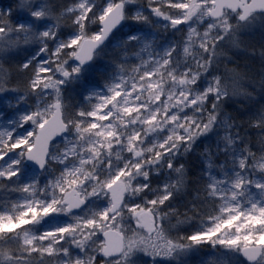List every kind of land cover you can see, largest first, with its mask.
Wrapping results in <instances>:
<instances>
[{
  "label": "snow or ice",
  "instance_id": "obj_1",
  "mask_svg": "<svg viewBox=\"0 0 264 264\" xmlns=\"http://www.w3.org/2000/svg\"><path fill=\"white\" fill-rule=\"evenodd\" d=\"M44 17L50 23L35 27ZM153 18L182 38L160 49L129 35L106 90L89 91L81 103L66 99V83L122 21ZM65 24L73 34L61 39ZM257 25L264 36V0H106L99 8L94 0L59 7L14 0L0 7V116L16 114L0 124V188L21 194L0 210V264H143V256L160 264L197 246L208 247L200 264H264V105L247 120L223 108L226 98L264 91V75L257 83L227 63L216 71L230 55L225 45L245 48L243 32ZM26 44L37 46L34 55L18 56ZM21 103L30 106L20 111ZM242 124L256 130L254 138ZM218 126L225 130L216 151L227 159L216 164L205 148L206 169L191 184L180 157ZM27 161L53 174L43 184L20 182ZM161 169L156 184L152 173ZM53 213L71 219L34 230ZM193 220L201 226L181 229Z\"/></svg>",
  "mask_w": 264,
  "mask_h": 264
},
{
  "label": "trees",
  "instance_id": "obj_2",
  "mask_svg": "<svg viewBox=\"0 0 264 264\" xmlns=\"http://www.w3.org/2000/svg\"><path fill=\"white\" fill-rule=\"evenodd\" d=\"M48 2H53L59 7L61 4L66 3L67 0H48ZM135 5L137 8L142 6L141 4ZM145 11H147V9H145ZM156 19L157 18H153L152 24L141 23L135 20L132 22L131 19H128V21H126L109 37L107 41H105L101 49L98 51L94 61L83 66L81 73L78 74L77 80H72L64 86L66 99L74 104L81 103L87 96L88 90L93 87L105 86L106 81L112 79L116 75V65L113 63V60L120 58L123 50L120 46L123 45L129 35L139 31L138 29H142L144 25L153 28ZM127 25L130 26V29L125 30ZM244 37L246 47L231 51L230 55L224 59L229 65H236L238 68L244 70L246 76L249 77L250 80H255L258 83L259 78L264 75V56L261 54V49L264 48V36H262L260 28L256 27L251 34L247 36L244 35ZM128 47L133 49L135 47V42H129ZM253 48L256 49L255 53L248 50ZM23 55L24 54H18V56ZM218 69L220 72L225 71L220 67H218ZM246 86L249 89L256 90V84H253L250 81L246 83ZM261 105H264V91L257 90V95L255 97L247 94H239L226 98L223 108L227 116L240 120H247L250 115L257 113L260 110ZM224 130L223 126L213 128L208 133L199 137L194 143L192 149L189 150L186 155L180 157V162L186 164L188 174L192 178L190 180L191 184H195L197 177H199L202 171L206 169L205 155L203 154L205 148L212 149L216 164L225 163L227 159L226 154L223 151H216L218 144L223 148L222 137L224 135ZM241 130L245 132L246 135L253 138L255 137V129L247 128L246 125L242 124ZM217 171L221 172L223 170L217 169ZM188 194H193L191 189ZM20 195L21 194L10 191L7 188H0V210L6 207L9 200L18 199ZM184 199H186V197H180L181 201ZM200 226L201 225L198 221L193 220L180 227L184 231H191ZM207 255L208 247L197 246L186 256L181 258V261L166 264H200ZM148 260L150 259H143V264H147ZM160 264L163 263L160 261Z\"/></svg>",
  "mask_w": 264,
  "mask_h": 264
},
{
  "label": "rangeland",
  "instance_id": "obj_3",
  "mask_svg": "<svg viewBox=\"0 0 264 264\" xmlns=\"http://www.w3.org/2000/svg\"><path fill=\"white\" fill-rule=\"evenodd\" d=\"M40 2L41 3H48V0H40ZM94 2L96 3L97 7L99 8V7H102L104 3H106V0H94ZM13 3H14V0H0V7L7 8V7L11 6ZM131 7L133 8V10H135L137 8L136 5H131ZM34 20H35V18H32V19L27 20L25 22L26 23H33ZM126 21H128V20L123 21V24ZM132 22H134V20H132ZM47 23H50L49 18L44 17V18H41L40 21L35 22L34 26L39 29V28L43 27L44 25H46ZM164 23H166V22L157 18L156 23H155L153 28L144 25L145 27L143 26L142 29H138L139 31H136L133 34H141L142 36H144L148 39H152L158 48L163 49V48L167 47L169 45V43H171L173 41L180 40L182 38V32L181 31H178L177 28L165 30L162 27V25ZM258 25H259V22H258ZM258 25H257V27H259ZM62 27H63V34L60 35L61 39H65V38H67V36L73 34V28L70 24H65ZM128 29H130L129 25L126 26L125 30H128ZM252 31L253 30H246L243 32V35L247 36V35L251 34ZM36 47L37 46L35 44H26L23 46L22 51H19V50L17 51V55L18 54H24L23 56H25V53H27V52H29L27 54L34 55V49ZM225 47L228 48L229 52L238 50V48L232 47L230 45H225ZM31 55H29V56H31ZM224 58L225 57H221L219 67L225 70L224 64L225 63L228 64V62ZM216 71L220 72L218 67L216 68ZM76 80H77V78L75 79V81ZM68 83H66V84H68ZM203 83H206V80H204ZM92 90H106V85L103 87H93L90 90H88V92L92 91ZM29 106L30 105H25V104L21 103V105L18 106V109L20 111H23ZM14 119H16L15 111L9 110L8 112H6L4 114V116H0V124H2L5 120H14ZM61 142H62V139L59 141H56V143H61ZM55 166H56L55 162H53V167H55ZM228 170H230V169H228ZM163 171L164 170L161 169L160 172H153L152 173L154 183L158 184L161 182L162 177H163ZM218 173H219V171H218ZM51 174H53L51 170H49V172H47V173H42V171H38L26 163V168L22 170V173H21L19 179L21 182H27L33 178H39L40 182L43 184L45 182L47 176H49ZM13 179H16V178H13ZM100 204H101V202L97 201L94 204H92V207L100 206ZM85 209H87V206H85ZM88 210H90V209H88ZM76 211L79 212L80 214H83L84 209H79ZM70 219H71V217L68 216L67 214L53 213V214H50L49 216H46L40 222V224L34 225L33 228L36 231H40L44 227H49V228L55 227V226H58V225H61L65 222H67ZM184 256H186V255H181L179 257V259L167 258V259H162L160 261L163 264L178 262V261H181V258H183ZM146 258L150 259V257H146V256L142 257V259H146Z\"/></svg>",
  "mask_w": 264,
  "mask_h": 264
},
{
  "label": "water",
  "instance_id": "obj_4",
  "mask_svg": "<svg viewBox=\"0 0 264 264\" xmlns=\"http://www.w3.org/2000/svg\"><path fill=\"white\" fill-rule=\"evenodd\" d=\"M122 23H123V21L121 22L120 25L117 26L116 29L113 30V32H115V31H116V30L122 25ZM102 46H103V45H101L100 48H101ZM100 48L97 49V52H98V50H99ZM96 54H97V53H96ZM94 57H95V56H94ZM94 57H93V59H92L91 61H88L86 64H90V63L94 60ZM86 64H85V65H86ZM61 139H62V138H57L56 141H59V140H61ZM26 163H27L29 166H32L33 168H35L36 170H38V171H42V170L39 169L38 165H36L34 162H32V161H27Z\"/></svg>",
  "mask_w": 264,
  "mask_h": 264
}]
</instances>
